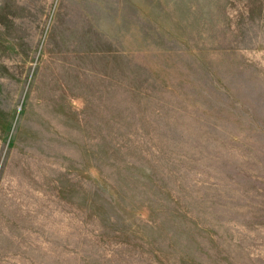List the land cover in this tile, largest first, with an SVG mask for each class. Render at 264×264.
I'll use <instances>...</instances> for the list:
<instances>
[{
	"label": "rangeland",
	"instance_id": "374dc122",
	"mask_svg": "<svg viewBox=\"0 0 264 264\" xmlns=\"http://www.w3.org/2000/svg\"><path fill=\"white\" fill-rule=\"evenodd\" d=\"M0 264H264V0H0Z\"/></svg>",
	"mask_w": 264,
	"mask_h": 264
}]
</instances>
